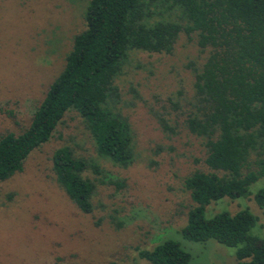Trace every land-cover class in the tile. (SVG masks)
Returning a JSON list of instances; mask_svg holds the SVG:
<instances>
[{"label":"rangeland","instance_id":"obj_1","mask_svg":"<svg viewBox=\"0 0 264 264\" xmlns=\"http://www.w3.org/2000/svg\"><path fill=\"white\" fill-rule=\"evenodd\" d=\"M87 2L0 0V135L19 134L28 126L65 64L73 35L85 26ZM205 56L195 36L189 40L183 33L172 54L130 52L117 80L120 109L134 133L135 160L128 167L99 157L81 117L65 114L22 170L0 181V264H56L57 258L61 264H151L138 250H151L166 239L190 253V264H238L236 247L214 239L192 241L180 232L193 205L183 181L194 170L209 171L205 138L185 125L194 111L190 62L200 65ZM158 115L174 132L162 130ZM65 145L104 170L103 175L85 171L96 178L90 213L80 211L55 180L51 155ZM110 180L125 185L118 188ZM249 188L247 197L212 201L205 216L248 208L257 217L249 233L264 237V208L253 198L264 188V176Z\"/></svg>","mask_w":264,"mask_h":264},{"label":"trees","instance_id":"obj_2","mask_svg":"<svg viewBox=\"0 0 264 264\" xmlns=\"http://www.w3.org/2000/svg\"><path fill=\"white\" fill-rule=\"evenodd\" d=\"M83 18L84 28L73 35L65 64L28 126L19 134L0 135V181L22 170L28 155L53 136L68 111L81 117L99 157L131 165L134 133L121 112L117 84L130 52L172 54L181 33L189 40L195 36L206 56L200 65L190 62L194 111L185 125L205 138L209 171L194 170L183 181L193 205L180 232L192 241L214 239L236 247L238 264H264V237L249 233L257 217L248 208L205 216L212 201L247 197L250 185L264 176V0H88ZM157 118L163 131L174 132L165 116ZM51 160L57 184L80 211L92 212L96 178L85 171L103 175L104 170L67 145L56 148ZM253 198L264 208V188ZM138 255L151 264L191 260L174 239L140 249Z\"/></svg>","mask_w":264,"mask_h":264}]
</instances>
